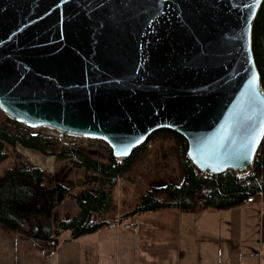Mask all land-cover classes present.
<instances>
[{
    "label": "water",
    "instance_id": "1",
    "mask_svg": "<svg viewBox=\"0 0 264 264\" xmlns=\"http://www.w3.org/2000/svg\"><path fill=\"white\" fill-rule=\"evenodd\" d=\"M262 2L0 0V107L119 157L169 128L197 169L249 173L264 138Z\"/></svg>",
    "mask_w": 264,
    "mask_h": 264
},
{
    "label": "trees",
    "instance_id": "2",
    "mask_svg": "<svg viewBox=\"0 0 264 264\" xmlns=\"http://www.w3.org/2000/svg\"><path fill=\"white\" fill-rule=\"evenodd\" d=\"M253 49L264 86V0L254 20ZM157 130L169 131L176 136L183 177L179 182L165 181L147 187L132 206V212L165 207L196 211L207 207L222 209L244 203L251 193L257 194L256 200L264 198V138L256 153L248 181L242 184L233 169L217 173L196 172V166L186 156V138L169 128ZM157 130L136 145L121 163H116L112 152L104 159L98 158L75 142L59 145L61 142L57 136L21 128L10 121L1 123L0 227L9 233L48 240L58 238L67 230L71 237L93 231L107 221L101 220L100 215L107 213L114 204L112 190L117 175H123L139 150L146 147ZM7 144L13 148L19 144L44 156L53 155L55 159H68L74 167L91 170L90 179L99 182V185L83 192L72 191V186L66 185L63 179L39 165L21 158L15 164H8L10 154L6 149ZM259 190L263 191L262 196L258 194ZM67 194L75 200L76 211L65 217L53 218L52 211Z\"/></svg>",
    "mask_w": 264,
    "mask_h": 264
},
{
    "label": "crops",
    "instance_id": "3",
    "mask_svg": "<svg viewBox=\"0 0 264 264\" xmlns=\"http://www.w3.org/2000/svg\"><path fill=\"white\" fill-rule=\"evenodd\" d=\"M263 204L261 197L198 211L165 207L132 212L131 206H113L100 215L107 221L93 231L78 237L62 233L49 259L48 239L0 227V264H264ZM122 221L131 226L120 225Z\"/></svg>",
    "mask_w": 264,
    "mask_h": 264
},
{
    "label": "rangeland",
    "instance_id": "4",
    "mask_svg": "<svg viewBox=\"0 0 264 264\" xmlns=\"http://www.w3.org/2000/svg\"><path fill=\"white\" fill-rule=\"evenodd\" d=\"M7 118L8 114L0 107V124L7 122ZM15 124L34 132L39 131L57 136L61 142L59 145L75 142L82 146L85 151L98 158L104 159L112 152L111 146L104 139L98 137L84 135L66 137L61 136L56 129L48 125L29 126L23 121H16ZM6 149L10 154L7 160L8 164H15L21 158L32 164L42 166L47 157L19 144L15 148L7 144ZM181 161L176 136L169 131L157 130L146 147L139 150L120 179H117L112 190L114 200L112 207L117 209L132 207L138 200L140 193L147 187L165 181L179 182L183 177ZM51 164V171L48 172L63 179L66 185L72 186V191L83 192L87 188H97L99 185V182L90 179L91 170L84 167H74L68 159L54 158ZM75 207L77 208L75 200L67 194L52 211V217L68 216L74 212Z\"/></svg>",
    "mask_w": 264,
    "mask_h": 264
},
{
    "label": "built area",
    "instance_id": "5",
    "mask_svg": "<svg viewBox=\"0 0 264 264\" xmlns=\"http://www.w3.org/2000/svg\"><path fill=\"white\" fill-rule=\"evenodd\" d=\"M32 157H34V154H32ZM123 158L124 157L115 156L116 163H121ZM53 159H54L53 155L47 156L46 159H45V163H43V165L41 167L46 169V171H51V167H52L51 162L53 161ZM196 172L203 173L204 171H201V170L196 168ZM249 174H250V172L249 173H244V174H238L239 175V180L241 181L242 184H245L248 181V175ZM120 176H122V175L121 174L117 175V179H120ZM258 194H260L262 196L263 195V191L259 190ZM256 196H257V194L251 193V194H249L246 197L245 201L246 202H254L256 200ZM120 225H122L124 227L131 226L130 223H127L125 221L120 222ZM48 244H49V246H48V249L46 251V255H47V258L49 259L55 254V252H56V250L58 248L59 242H58L57 238H51V239L48 240ZM44 264H50V263L46 262Z\"/></svg>",
    "mask_w": 264,
    "mask_h": 264
}]
</instances>
